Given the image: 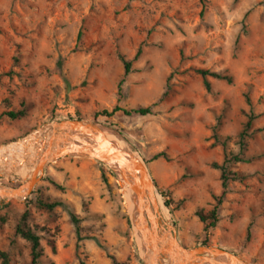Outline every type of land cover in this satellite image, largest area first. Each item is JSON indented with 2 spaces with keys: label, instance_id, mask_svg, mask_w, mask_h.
<instances>
[{
  "label": "rangeland",
  "instance_id": "374dc122",
  "mask_svg": "<svg viewBox=\"0 0 264 264\" xmlns=\"http://www.w3.org/2000/svg\"><path fill=\"white\" fill-rule=\"evenodd\" d=\"M119 56L132 63L118 88ZM197 69L233 81L209 79L207 92ZM0 76V148L57 120L101 123L144 163L161 220L181 245H202L195 214L219 201L208 246L264 264V0H0ZM116 106L152 113L93 120ZM20 110L18 119L5 115ZM243 131L246 161L227 165L223 189L211 165L239 154ZM22 163L0 166V185L24 182L33 167ZM158 189L168 194V208ZM38 201L68 210L47 211ZM26 209L40 237L39 264H111L108 256L144 264L123 190L93 160L48 164L27 199L0 201V251L10 264L30 263L29 243L15 234ZM69 213L87 240L77 242Z\"/></svg>",
  "mask_w": 264,
  "mask_h": 264
},
{
  "label": "water",
  "instance_id": "95a60500",
  "mask_svg": "<svg viewBox=\"0 0 264 264\" xmlns=\"http://www.w3.org/2000/svg\"><path fill=\"white\" fill-rule=\"evenodd\" d=\"M106 134L116 141H110ZM66 157L93 160L105 166L116 182L126 187L134 205L133 227L145 249L144 264H164V261L167 264H250L219 247L181 245L174 226L161 220L157 191L144 163L119 133L96 121L51 122L49 135L29 177L16 187L0 185V201L27 199L45 167Z\"/></svg>",
  "mask_w": 264,
  "mask_h": 264
},
{
  "label": "trees",
  "instance_id": "16d2710c",
  "mask_svg": "<svg viewBox=\"0 0 264 264\" xmlns=\"http://www.w3.org/2000/svg\"><path fill=\"white\" fill-rule=\"evenodd\" d=\"M140 53H141V50L138 49V51L135 55V58H137ZM119 59L123 65V77L120 80V82L118 83V88L121 86V83L124 81V78L130 73L131 63H132V61H127L122 56H119ZM195 73L200 76V78L202 80V84H203V86L207 92H209L211 89L209 79H215L218 81H223L227 84H231L233 81L231 76L222 74L220 72H211L209 70L197 69V70H195ZM246 101H247L246 103L248 104V100H246ZM116 112H121L124 115L136 114V115H140V116H146V115H150L152 113V110H151V107H147V108L138 107V108H134L131 110H126V109H121L118 106H116L113 108V110L110 113L107 111H103L101 114H97L93 120H95L97 118V116H101V115H104L106 117H110V116H112V114H114ZM24 114H25L24 111L20 110L17 112H8L5 115L8 118H10L11 120H15V119L22 117ZM252 119H253L252 117L248 118V121L246 122V126H245L246 130L251 127ZM75 120L81 121V119H79V118H76ZM245 133H246V131H243L239 135L240 152L238 155H230L228 158L225 157L223 164L221 166H217L216 164L211 165L212 168L220 171V174H221L220 181H221V186L223 189H225L226 181H228V179H229L227 176V165H230L232 163H240V162L246 161L243 158V153L245 152V149H246V144H245V140H244ZM160 156L163 157V154L156 156V158H159ZM158 193L160 194V196L162 198L165 199L164 206L166 208H168L170 205V202L168 200V194L166 192L159 190V189H158ZM27 201H29V200H27ZM219 204H220L219 201L216 202V204L212 207V209L209 210L206 214H203L201 211L196 212V214H195L196 217L199 219V221L203 224V233L205 236V239L201 243L203 246H208L207 237L209 235L210 230L215 227V225L218 221L217 213H218ZM37 206L44 209V210H47V211H52L57 207H60L64 210H68L67 207L61 202L43 203L41 201H38ZM69 216H70L71 223L73 224V227H74V232H75L77 242L79 243L83 240H87L88 238L86 236H82V228L80 226V220L78 219V217L73 213H69ZM29 218H30V215H29L28 209H26L22 213V215L20 216V218L16 224L15 234L17 236H19L20 238H22L23 240H25L26 242H28L30 245V263L29 264H39L40 259L42 257V248L40 246V237L29 226V224H28ZM249 228H250V225H249L247 232H246V241L248 240L249 234H250ZM102 249L105 250L104 248H102ZM108 258L110 259L111 264H120V263H118V261L116 260V258L114 256H108ZM0 264H10L9 256L7 255V253H5L3 251H0ZM80 264H84V263L81 262Z\"/></svg>",
  "mask_w": 264,
  "mask_h": 264
},
{
  "label": "bare ground",
  "instance_id": "6f19581e",
  "mask_svg": "<svg viewBox=\"0 0 264 264\" xmlns=\"http://www.w3.org/2000/svg\"><path fill=\"white\" fill-rule=\"evenodd\" d=\"M48 135H49V125L35 133L30 134L26 138L16 143H11V144L1 147L0 148V166L6 167L5 169L9 170L10 167L21 164L23 160H29L33 167L32 169H34V166L37 162L40 150L42 149V144L46 140V137ZM106 137L110 141H113V142L116 141V139L114 137H111L109 134L108 135L106 134ZM117 182L123 190L124 201L126 204V212H127L128 219L132 226V231L134 232V235H135L138 252L141 253L140 257L144 258L145 249L141 245L140 237L133 227V224L135 222L133 201L126 187L121 185L119 181ZM15 200L22 201L23 199H15ZM158 205L160 206L159 200H158ZM164 264H167V262L165 261Z\"/></svg>",
  "mask_w": 264,
  "mask_h": 264
}]
</instances>
